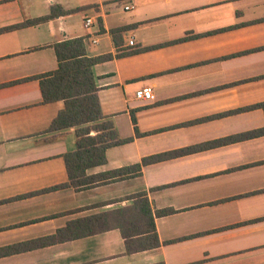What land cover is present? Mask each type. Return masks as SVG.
<instances>
[{
  "label": "crops",
  "instance_id": "1",
  "mask_svg": "<svg viewBox=\"0 0 264 264\" xmlns=\"http://www.w3.org/2000/svg\"><path fill=\"white\" fill-rule=\"evenodd\" d=\"M74 39L112 56L92 74L128 139L87 174L162 158L131 179L42 192L68 181L76 135L49 131L63 103L42 102L39 77ZM143 87L152 100L135 97ZM263 103L264 0H0V264H264ZM143 192L172 210L154 220L157 248L87 235L83 219Z\"/></svg>",
  "mask_w": 264,
  "mask_h": 264
},
{
  "label": "trees",
  "instance_id": "2",
  "mask_svg": "<svg viewBox=\"0 0 264 264\" xmlns=\"http://www.w3.org/2000/svg\"><path fill=\"white\" fill-rule=\"evenodd\" d=\"M54 50L58 61L57 69L39 77L42 102L63 103V108L51 122L49 131L74 128L76 149L63 155L68 181L42 192L62 188L81 191L131 179L141 174L143 165L160 160L161 156H154L144 158L133 166L87 174V170L106 164L107 149L128 141L119 139L112 120L102 115L92 74L94 65L105 62L112 56L87 57L82 39L56 44ZM123 55L125 54H119L118 57ZM259 107L264 111V103ZM132 121L134 122L133 117ZM254 135H264V129ZM131 200L132 203L128 206L83 219L81 222L87 224V235L117 229L124 240L127 254L157 248L159 241L154 220L168 215L172 210L153 212L144 192L135 194Z\"/></svg>",
  "mask_w": 264,
  "mask_h": 264
},
{
  "label": "built area",
  "instance_id": "3",
  "mask_svg": "<svg viewBox=\"0 0 264 264\" xmlns=\"http://www.w3.org/2000/svg\"><path fill=\"white\" fill-rule=\"evenodd\" d=\"M133 7L131 5H127L124 7V10H131ZM92 23V20L90 18L86 19L85 26H89ZM130 45H133V42H129ZM135 97L138 100H152L153 99V92L150 87H143L140 90L136 91Z\"/></svg>",
  "mask_w": 264,
  "mask_h": 264
}]
</instances>
